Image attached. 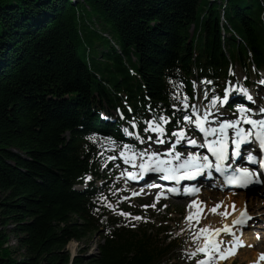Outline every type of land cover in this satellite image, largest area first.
<instances>
[{"label": "trees", "instance_id": "trees-1", "mask_svg": "<svg viewBox=\"0 0 264 264\" xmlns=\"http://www.w3.org/2000/svg\"><path fill=\"white\" fill-rule=\"evenodd\" d=\"M228 58L264 64V0H0V264H68L67 243L100 229L70 264L167 263L175 240L118 226L101 187L73 185L100 176L99 136L127 140L111 109L174 124L194 69L217 82Z\"/></svg>", "mask_w": 264, "mask_h": 264}, {"label": "snow or ice", "instance_id": "snow-or-ice-1", "mask_svg": "<svg viewBox=\"0 0 264 264\" xmlns=\"http://www.w3.org/2000/svg\"><path fill=\"white\" fill-rule=\"evenodd\" d=\"M205 83H211L210 81H206ZM261 84H264V81H260ZM179 87V85H178ZM230 91L239 92L241 96L245 97L247 100L252 101L253 98L248 92L246 88L240 87L236 88V86H230L226 87L224 89V96L222 101H220V105L223 106L226 102L229 101ZM205 96H207V92H205ZM176 100H180L182 106L184 109H192L194 112L197 111L196 105L192 104L190 105L188 101V97L185 94L183 97L179 96L178 94L173 97ZM217 97L213 96L212 104H217ZM175 107V105H174ZM238 111L241 113L240 119L243 120L245 123L252 126L249 130H244L242 128H238L237 125L239 123V120H224L223 122H220L217 120L218 127H211L207 126L205 127L203 121L207 120L210 113L205 112L203 114V117H197L195 120H193L192 117L185 115L184 120L189 121L190 124L195 125V129H198L201 133H203L205 139V144L199 145L201 148H204L206 146L207 152L211 154L212 157L215 158V163L212 162V160L209 159V156L207 154L205 155H196L189 153L187 158L181 160V154L179 152H176L174 155L171 156V159H162L159 157V154L155 151H140L137 152L134 150L132 145L125 144L123 145V150L121 151V156L124 159L125 163L133 164L134 167H138L139 172L133 173L128 172L126 175L131 180H139L143 177V175L150 171H155L158 173L163 174V179L169 180V181H176L179 183L180 180L188 179V180H194L198 176H201L205 173V170L214 168L215 172L220 173L223 175V184L225 186H232V187H238V188H244L248 189L250 186L264 183V181H261L259 177L261 175H264V160H260L257 156L253 155L251 152L247 154V162L251 164H257L260 166L261 171L259 172H253L248 167H235L233 168L232 164H225V161H228L230 159L234 160L236 157L242 156V146L244 148L248 147L250 142H258L259 147L261 150H264V117L253 119L251 115H249L253 109L247 108L245 106H239ZM261 114H264V108H261L258 110ZM217 115H219V112H217ZM215 119V117H213ZM169 122V118L164 116L154 117L152 120L146 121L148 127L144 129L145 132H152L156 133V143L163 144L165 143L164 140L160 139V136L163 135L165 132V128L163 125H166ZM132 127H136L135 120L129 122ZM233 129L235 131V136L231 140V143L234 145V147L231 149V154L229 155L228 152V143L229 141L226 139L227 136V130ZM125 134L129 136L136 135L135 133L129 131L127 128L123 129ZM173 136H176V144L181 143L182 140H187V143L190 145H197V141L194 139H190L186 136V130L185 129H179L178 131H174L172 133ZM210 135H215V139L208 140L207 137ZM139 139V137H137ZM90 139H93L90 137ZM108 143H115L110 138H106ZM149 140H152V137H148ZM141 142H143L141 140ZM175 147V145H174ZM168 153H172L173 149H167ZM139 156L141 159V162L137 165L135 163L136 157ZM145 158L147 162L145 161ZM109 159H113V157H110ZM172 160L178 161L176 164L172 163ZM228 169H233L231 172H228ZM125 173H122L124 175ZM212 173L207 172L206 178H211ZM86 179H91V177H87ZM214 187H218L220 185H213ZM150 187H157V185H151ZM199 191V188H184V194H191L192 192ZM169 193L171 194H179V189L176 187H169L166 191L162 190L161 192H158L156 194L154 203L151 205V207H155L156 203L160 200L161 196H167ZM143 194V190L140 192H133L132 195H141ZM122 200L129 199L128 197H121ZM102 202L106 204V206L109 209L113 208V205L110 203H107L104 197H101ZM197 201H192L191 206H197ZM142 208L147 209L149 205H141ZM164 207H167L166 205ZM220 207V203H217L210 211L213 213H216L217 209ZM199 211V209H198ZM233 211H235V203L233 202ZM120 215L123 216H131V213L123 212L122 210L119 212ZM225 216L230 215V213L225 212ZM194 217L197 218V223L199 222V217L195 213H189L188 216L185 217L186 220L190 221ZM134 219H140L141 217H133ZM252 217L247 213V205H245V208L243 211H241L240 216L237 217L232 221V224L229 225L227 223L224 224L222 228H217L214 230H211L215 236H219L221 232H224L225 234H231L233 236V241L231 242L234 246H241L243 244V241L239 239L238 236H236V230L237 228H241L247 224L249 220H251ZM183 231V229L181 230ZM210 231V226H206L204 229H201V233H205ZM193 239H198V236H193ZM223 243V241L214 239L212 235H209L206 238L205 246L199 247L197 251L199 253H203L207 256L206 259L198 260L197 264H210L211 260L215 258L216 253H220V244ZM197 254V252L190 253L189 258L194 257ZM221 256H223V253H221ZM260 259H264V253L260 254Z\"/></svg>", "mask_w": 264, "mask_h": 264}, {"label": "rangeland", "instance_id": "rangeland-1", "mask_svg": "<svg viewBox=\"0 0 264 264\" xmlns=\"http://www.w3.org/2000/svg\"><path fill=\"white\" fill-rule=\"evenodd\" d=\"M192 31V29L190 28V32ZM106 45H102V47H105ZM101 50V47H96V51L99 52ZM236 72H235V78L234 80H232L233 82L230 83L229 87L234 84H236L237 88L239 81H241V71L239 67H236ZM261 75L264 78V73H261ZM236 81V83H235ZM235 86V85H234ZM253 88L254 87H250L248 89V92L250 93V95L253 97ZM264 89V88H263ZM259 93H262V91H259ZM197 104L199 105L200 108H212V110L210 112H212L215 109H219V115H214L213 117H220L223 113V115H227L228 111L227 109L225 110V107L221 106L220 104L218 105V103L216 105L211 103H204L203 101L197 102ZM195 105V104H194ZM129 136V135H128ZM148 147H151L152 149H155L157 147V144H147ZM104 158V157H103ZM102 169V165L100 166ZM106 174H109V172H106ZM124 180H126V178H124ZM122 181V179L118 176H113L111 178H109L106 182H104L105 186L110 187L113 183L116 184L117 189L116 192L119 194V198L121 199L122 194H120L122 192V189H124L125 187H123V184H121L120 182ZM202 191L203 189L200 188ZM205 191V190H204ZM115 192V191H114ZM214 192V191H213ZM213 192H201L200 195V201L203 202V205H201V207L203 206L204 208L206 207V209L204 211H206L205 213H207L209 207L212 208L213 207V203L215 205V202L211 201V198H215L216 195H218L217 193H213ZM219 195H222L221 200L225 201V205L228 206V211L231 210L233 205H230L229 202L227 201L226 197L228 194H230V192L228 191H220ZM223 193V194H222ZM209 194V195H208ZM211 194V196H210ZM206 195H208L206 197ZM215 195V196H214ZM237 196V194H236ZM236 196L234 198H236ZM256 196H254V199L252 198V204H254L258 209L261 206V203H259L256 200ZM207 199H209L211 202H207ZM226 199V200H224ZM205 200V201H204ZM154 203V198H148L145 197L144 198H139V199H135L132 201H128L127 205L130 206L131 208H136V209H142V210H146L148 213L153 215V219H151V222H153L156 225H158L160 223V221L167 219L168 221L166 222V224L169 226V230L166 231L165 233L167 234H172L173 237H177L181 243H183V245H181L182 248V252L179 254V260H178V264H197L198 260H203V258L201 259H196V257H192L189 258L190 253L195 251V247H196V243H197V239L194 240L193 236H198L200 233V230L203 229L207 224L210 215L207 214L205 217V221H201L199 222V229L198 231L196 229L191 230L189 227H193L197 224V221H192L193 219H191L190 221L186 220L185 217L188 216V205L184 203V201H182V203H161L159 205V208L156 209L155 207L158 205L156 203L155 207H151V205ZM233 204V203H232ZM112 205H115V203H112ZM141 205H149V207L147 209H144L141 207ZM167 207H164V206ZM203 208V209H204ZM253 210L255 208H252ZM255 211H257V209H255ZM209 215V216H208ZM258 222V223H257ZM256 223L258 224V226H250L247 228V238L248 240H246L245 238V244H249L248 246L250 247H244L243 249H240L236 255L235 258L234 256L229 260L231 261L233 258V263L232 264H252V263H257V264H264V259H260V254L264 253V215L262 217V219L260 220V218H258L254 225H256ZM164 224V223H162ZM209 225V224H208ZM183 229V231H181ZM11 240H14V236L11 235ZM199 239V237H198ZM251 239H257V244L255 246V240H251ZM101 240V238L99 237V235L96 234H92L90 237L81 240V241H75V240H71L66 246H65V251H67L68 253H77L78 250L82 247L87 248V250L85 251V256H93L96 255L97 253V249H96V245L97 243ZM11 241V242H12ZM20 254H17L14 256V258H18ZM211 263V262H210ZM225 264H229V262H224ZM211 264H219V263H211ZM223 264V263H221Z\"/></svg>", "mask_w": 264, "mask_h": 264}, {"label": "bare ground", "instance_id": "bare-ground-1", "mask_svg": "<svg viewBox=\"0 0 264 264\" xmlns=\"http://www.w3.org/2000/svg\"><path fill=\"white\" fill-rule=\"evenodd\" d=\"M262 94V93H261ZM118 126V125H117ZM95 133V132H93ZM90 134V133H89ZM120 141V140H118ZM137 164V161L135 162ZM101 168V167H100ZM139 170V169H138ZM133 173H138V172H133ZM126 180H131L127 177H125ZM213 185H219L217 182H214ZM217 189L221 190L223 189L222 186H218ZM214 191V190H213ZM212 191V192H213ZM199 191H196V193H198ZM213 193H217V191H214ZM223 194V193H222ZM232 194V193H230ZM209 195V194H208ZM206 195V197L208 196ZM211 196V194H210ZM215 196V195H214ZM219 198H221L220 196H218ZM257 197V196H256ZM252 198L254 199V195L252 196H249V197H246L245 193H238L236 198L234 197H231L230 195L227 196V199L228 201L230 202H234L235 203V211L237 212V210L239 208H244L245 205H247V207H251V208H255L257 209V211H255V209L253 211H255L254 213L257 215H262L263 214V211L261 210V208L264 206V203L261 201V199H258V197L256 198V200L261 203V206L260 208L258 209L254 204H252ZM226 200V199H224ZM217 205V204H216ZM233 205V204H232ZM213 206H214V203H213ZM199 209V211H198ZM212 209V208H210ZM209 209V212L208 213H205V211L203 212L201 210V208L198 206H195V210H196V214L197 216L199 217V220L201 219V221L203 220V217H205L207 214L210 215L209 218H206V219H209V225L207 226H210V230L212 229H215L217 227H219L220 225H222L223 223L227 222L234 214L235 211H233V206L231 208V210L228 211V206L224 204V202H221L220 203V207L217 209L216 213H213L212 211H210ZM227 212V213H230V215H227L225 216L224 213ZM208 215V216H209ZM258 218L254 219V221H256ZM209 232V231H208ZM208 232H205V233H200L199 235V239H198V242L196 244V250L199 248V247H204L205 246V240H206V234ZM245 240V239H244ZM249 245V244H247ZM221 253H223V257H227L229 260L235 255V250L232 249V248H228L224 251H221L220 253H216L218 256H221ZM205 257L207 258V256L205 255Z\"/></svg>", "mask_w": 264, "mask_h": 264}]
</instances>
